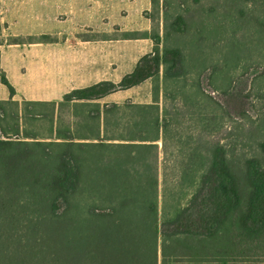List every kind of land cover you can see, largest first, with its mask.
Returning a JSON list of instances; mask_svg holds the SVG:
<instances>
[{
	"label": "trees",
	"instance_id": "16d2710c",
	"mask_svg": "<svg viewBox=\"0 0 264 264\" xmlns=\"http://www.w3.org/2000/svg\"><path fill=\"white\" fill-rule=\"evenodd\" d=\"M161 69L164 80L180 78L182 67L177 50H156L142 57L119 83L101 82L74 91L64 100L96 101L159 77ZM0 81L13 95L1 71ZM157 103L154 100L150 105L103 106L92 116L101 123L97 127L98 143L76 144L68 133L61 144L40 142L25 135L21 121L29 110L22 111L11 100L0 102V264H159V260L160 264H178L176 259L181 256L198 258L192 244L207 243L208 257L220 259L218 264H231L226 257L239 258L242 264L256 256L264 257V166L250 161L237 175L229 167L222 147L213 150L208 168L200 174L196 190L187 202L161 223L152 178L149 187L143 189L85 190L80 185V167L86 161L71 149L120 148L103 141H125L129 144H122L121 148L135 149L142 146L139 143L158 141L159 132L165 137L170 122L166 111L160 113ZM123 110L137 112L133 131H126V136L104 138L107 122L115 123L116 113ZM149 131L154 137H148ZM58 144L68 149L52 155L50 147ZM261 151L264 155V144ZM134 157L135 153L127 155L125 162L128 159L129 166L135 165L138 158ZM87 159L90 163L91 158ZM92 163L105 166L100 173L102 180L121 181L128 173L120 168L124 163L118 160L103 162L99 158ZM130 174L132 181L138 180L136 172ZM182 176L192 178L186 173ZM136 202L142 204L139 209H135ZM137 215L148 223L149 235L142 241L133 235H109V229L121 228L119 217ZM106 218L117 223L98 229L95 222ZM101 231L106 235H98Z\"/></svg>",
	"mask_w": 264,
	"mask_h": 264
},
{
	"label": "rangeland",
	"instance_id": "374dc122",
	"mask_svg": "<svg viewBox=\"0 0 264 264\" xmlns=\"http://www.w3.org/2000/svg\"><path fill=\"white\" fill-rule=\"evenodd\" d=\"M84 1L86 7L100 9V30H109L100 33L101 39L146 40L151 53L177 50L182 67L180 78L173 80L162 79L161 69L159 77L122 94V104L118 105H150L156 100L160 113L166 111L170 122L165 137L160 131L158 141L139 143L144 146L135 149L121 148L120 145L129 144L125 141H103L120 148L71 149L86 161L80 167L83 174L80 185L85 190L91 187L143 189L149 187L152 178L161 223L195 192L198 178L208 168L216 147L224 149L228 165L237 175L244 172L250 161L264 166L261 151L264 144V0ZM14 40L8 39V42ZM20 109L29 110L21 121L23 133L40 142L62 144L68 133L75 139L98 134L99 128L85 122V109H78L80 122L72 127L67 123L62 125L60 113H55L50 106L21 103ZM135 113L132 110L116 113L118 119L115 123L107 122L104 138L126 136L125 132L131 131L133 123L137 122L133 118ZM154 135L149 131L148 137ZM149 144L153 146H147ZM58 145L50 147L52 155L68 149ZM133 153L134 158H138L137 163L129 166L127 163L131 161L127 159L126 163L125 159ZM99 158L103 162L124 163L120 168L128 172L127 175L121 181L102 180L100 173L105 166L92 163ZM132 171L139 175L137 181H132ZM183 173L192 178H184ZM141 205L136 202L135 209ZM118 220L121 228L109 229V235H133L141 241L149 235L148 223L141 215ZM115 223L110 218L95 222L98 229ZM102 232L98 235L105 236ZM192 246L199 253L198 258L181 256L176 259L178 264L220 262L208 257V243ZM225 260L231 264L243 262L239 258L226 257ZM247 262L264 264V257L256 256Z\"/></svg>",
	"mask_w": 264,
	"mask_h": 264
},
{
	"label": "crops",
	"instance_id": "0c3cea01",
	"mask_svg": "<svg viewBox=\"0 0 264 264\" xmlns=\"http://www.w3.org/2000/svg\"><path fill=\"white\" fill-rule=\"evenodd\" d=\"M101 32L109 30H100V9L86 7L84 0H0V71L13 90L11 95L0 81V102L50 106L71 127L80 122L78 109H85V122L101 127L94 111L121 105L122 94L146 81L96 101L67 102L65 96L101 82L117 84L151 53L146 40L101 39Z\"/></svg>",
	"mask_w": 264,
	"mask_h": 264
}]
</instances>
